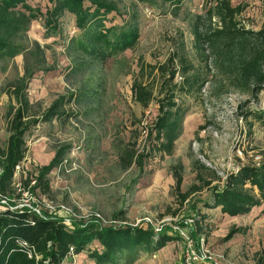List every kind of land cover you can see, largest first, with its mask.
Instances as JSON below:
<instances>
[{
  "label": "rangeland",
  "instance_id": "rangeland-1",
  "mask_svg": "<svg viewBox=\"0 0 264 264\" xmlns=\"http://www.w3.org/2000/svg\"><path fill=\"white\" fill-rule=\"evenodd\" d=\"M118 13L108 15V24H121L123 19L137 15L139 38L133 49L111 58L106 64L95 65L70 74L62 38L44 37L39 20L31 23L28 42L36 41L45 49L48 65L53 70L39 71L29 80L26 95L32 105L29 112L40 114L59 95L69 94L80 84L97 85L99 97L71 105L69 119L38 122L25 133L28 148L22 169L14 182L25 180L34 168L47 164L57 150L62 162L49 173L54 204L66 205L70 212H59L69 219L96 218L112 223L114 214L124 212L125 223L149 224L153 228L170 227L186 237L196 210L207 215L200 238L192 246L174 241L151 253H141L132 264H181L202 261L207 264H264V210L257 206L243 216L229 217L219 209H205L202 200L209 196V187L191 193L182 203L178 192L199 184L196 165L202 164L203 175L212 180L210 186L221 184L228 172L242 164L257 166L264 157V125L245 112H264V90L249 95L230 85L218 72L212 58L206 62L205 51L199 56L194 46L193 24L203 22L208 0H184L176 9L172 4L148 6L137 0H114ZM246 2L239 21L247 28L258 29L264 24V9L257 0H231L233 5ZM42 11L45 0H31ZM197 16H201L197 20ZM64 36L72 35V17L64 20ZM184 49L189 62L204 77L200 92L185 95L179 91L177 100L186 109L182 133L170 155L158 153L144 159L141 169L135 164L123 168L120 154L127 149L140 152L151 146L147 132L158 110L153 100L146 108L134 99L131 84L137 77L160 97L159 65L178 49ZM154 67V69H152ZM24 56L16 55L0 72V145L8 135V120L16 105L10 91L24 73ZM73 75V76H72ZM182 77L177 73L173 83ZM180 167V168H179ZM181 174L179 191L175 188L174 172ZM14 197H18L14 190ZM190 223H188L189 225ZM239 228L226 241L231 229ZM196 258H193V257ZM74 264H94L85 257H74Z\"/></svg>",
  "mask_w": 264,
  "mask_h": 264
},
{
  "label": "trees",
  "instance_id": "trees-1",
  "mask_svg": "<svg viewBox=\"0 0 264 264\" xmlns=\"http://www.w3.org/2000/svg\"><path fill=\"white\" fill-rule=\"evenodd\" d=\"M42 11L31 0H0V72L7 63L18 54L24 56V73L9 94L16 105L8 120L9 135L4 146L0 145V194L11 197L14 193L13 175L17 164L26 159L27 145L25 133L38 122L53 119H69L71 105H78L87 99H97V85L88 87L80 84L69 94L57 96L40 114L29 112L32 107L26 88L36 72H48L45 49L36 41L28 42V31L33 21L39 20L43 35L54 40L62 38L66 57L70 63V74L82 72L92 66L106 64L111 58L133 49L138 42L139 28L137 15L123 19L121 24H108L112 18L108 15L118 13L114 0H45ZM148 6L172 4L176 9L184 0H137ZM264 9V0H257ZM205 10L207 28L203 22L193 24L194 46L199 56L205 51V60L212 58L220 74L225 75L230 85L248 93L257 95L264 90V24L258 28H247L239 21V16L247 7L246 2L235 5L231 0H208ZM179 9V8H178ZM72 17L74 32L64 36V20ZM201 16H197L199 20ZM154 69V67H152ZM158 70L160 89L153 96L152 89L135 77L131 84L134 99L146 108L151 101L157 104L158 113L152 122L147 136L153 139L151 146H144L140 152L127 149L120 154L123 168L135 164L141 169L144 159L158 153L170 155L176 139L182 133V123L186 109L177 98L179 91L185 95L200 92L204 77L194 70L184 49L176 50ZM182 80L173 83L176 74ZM73 76V75H72ZM253 115L264 125V112H245L244 117ZM63 154L57 150L51 160L34 168L28 173L23 186L33 180L30 190L38 196L49 197L51 193L49 173L62 162ZM180 168V167H179ZM202 164L196 165V178L199 184H193L189 190L180 193L182 180L179 172H174L175 188L182 203L191 193L209 187V196L202 200L205 209L218 208L220 213L229 217L243 216L252 208L263 206L264 210V157L258 166L242 164L236 171L228 172L221 184L210 186L217 177L203 175ZM112 223L104 224L99 219H74L68 221L58 214L43 211L40 215L27 208L11 209L0 204V264H68L71 252L85 257L94 264H132L141 253H151L162 249L167 243L186 239L170 227L155 230L151 225L125 223L124 212L118 211ZM207 215L196 210L188 225L187 237L196 241L203 231ZM238 228L231 229L223 238L229 240ZM25 242L27 247H22ZM187 245V244H186ZM33 251L31 257L26 249ZM181 264H207L202 261ZM259 264V263H257Z\"/></svg>",
  "mask_w": 264,
  "mask_h": 264
},
{
  "label": "built area",
  "instance_id": "built-area-1",
  "mask_svg": "<svg viewBox=\"0 0 264 264\" xmlns=\"http://www.w3.org/2000/svg\"><path fill=\"white\" fill-rule=\"evenodd\" d=\"M24 162V161H23ZM22 163L17 164L14 168V175H13V186L15 188V191H17L18 197H5L2 194H0V204L4 206H9L11 209H16V208H27L36 214L40 215L43 211H46L48 213H55L58 214L59 212H70V209L63 204H54L52 200L48 199L45 196H38L34 192L30 190L31 186L34 184V181L31 180L28 186H23L21 181L14 182V180L18 177L20 174L21 169H22ZM260 163L257 164V166ZM1 167H0V174H1ZM60 215V214H58ZM61 216V215H60ZM68 221V217H64ZM189 223L192 222V220H188ZM187 223V222H186ZM155 230H160L159 228H154ZM181 233V232H180ZM186 239V247H191L192 246V240L189 239L187 236L184 237ZM20 245L22 247H27V244L25 242H21ZM26 253L29 257L32 256L33 251L28 248L26 249ZM69 257L71 260L75 257V255L71 252L70 248V253ZM193 258H196L195 256ZM185 261L189 263V260L185 258ZM68 264H74V262L70 261Z\"/></svg>",
  "mask_w": 264,
  "mask_h": 264
},
{
  "label": "crops",
  "instance_id": "crops-1",
  "mask_svg": "<svg viewBox=\"0 0 264 264\" xmlns=\"http://www.w3.org/2000/svg\"><path fill=\"white\" fill-rule=\"evenodd\" d=\"M77 257V256H76Z\"/></svg>",
  "mask_w": 264,
  "mask_h": 264
}]
</instances>
